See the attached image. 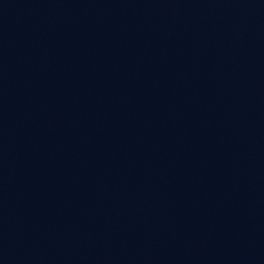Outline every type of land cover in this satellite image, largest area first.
Masks as SVG:
<instances>
[{"label":"water","instance_id":"water-1","mask_svg":"<svg viewBox=\"0 0 264 264\" xmlns=\"http://www.w3.org/2000/svg\"><path fill=\"white\" fill-rule=\"evenodd\" d=\"M0 264H264V0H0Z\"/></svg>","mask_w":264,"mask_h":264}]
</instances>
